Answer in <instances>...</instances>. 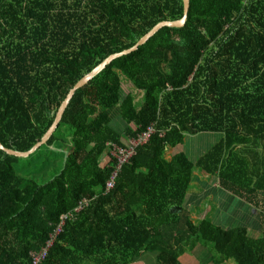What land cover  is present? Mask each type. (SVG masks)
Instances as JSON below:
<instances>
[{"label": "trees", "instance_id": "16d2710c", "mask_svg": "<svg viewBox=\"0 0 264 264\" xmlns=\"http://www.w3.org/2000/svg\"><path fill=\"white\" fill-rule=\"evenodd\" d=\"M182 16L183 0H0L1 145L29 151L82 77ZM122 79L142 94L138 104ZM149 129L108 188L117 165L108 147ZM198 134L220 138L193 161L165 158ZM60 144L70 151L42 183L0 151V264L40 254L37 264H146L149 252L156 264H198L181 257L200 244L214 264H264V0H189L183 27L160 29L77 90L28 157ZM196 168L255 211L251 225L222 228L209 209L191 220Z\"/></svg>", "mask_w": 264, "mask_h": 264}, {"label": "rangeland", "instance_id": "374dc122", "mask_svg": "<svg viewBox=\"0 0 264 264\" xmlns=\"http://www.w3.org/2000/svg\"><path fill=\"white\" fill-rule=\"evenodd\" d=\"M122 93L126 95L127 93H131L134 95L135 102L138 104L141 100V93L135 91L129 82L122 79ZM114 111V110H113ZM112 111V124L113 128L117 131L121 132L123 125L119 126V123H123L121 120L119 122L116 113ZM115 125V126H114ZM119 126V127H117ZM66 132L59 134V138H65ZM220 138L219 134H198L194 136L186 135L183 144L175 147L165 152V158L170 159L173 154L176 152H184L190 160H195L199 155H202L206 152L215 142H217ZM126 147L128 146V141H126ZM61 145V144H60ZM117 147V146H115ZM112 147H108L106 153L111 156ZM120 148V147H117ZM120 148V149H125ZM70 151L69 146L63 144L61 147L59 146H52L51 149L42 148L38 152L34 153L31 157L28 158H18V160L14 163V167L16 172L20 175H25L31 178H35L38 182L42 183L44 180H48L53 175L59 172L62 163L64 161V156ZM112 157V156H111ZM103 162V159L101 160ZM106 161V160H105ZM104 161V162H105ZM200 170L195 169L193 171V177L195 180L192 182L193 189L188 192V194H192L196 192L199 198L195 203H192L191 209L192 214L190 218L192 221L196 222L197 220L201 219L203 216L202 214L198 215L200 212H204L209 209V214L207 219L210 220L212 223L222 227L228 228L230 226H248L245 225L244 219L241 216L248 215L249 217V225H251V216H249L252 212H255L252 208L248 205L240 203L238 199L232 198V195L225 192L224 196L221 191H218L214 187V183H216L217 179L212 176H209L205 179L200 178ZM208 183V186L204 184ZM199 188V189H198ZM214 189V190H213ZM209 191H214L209 193ZM207 191V193H205ZM230 195V196H229ZM203 196V200L200 198ZM231 198L227 203H225L226 198ZM193 200H196L193 198ZM189 201V199H188ZM187 201V202H188ZM232 203V204H231ZM231 204V206H230ZM247 207V210H246ZM190 210V206L187 207ZM196 209V210H195ZM226 214L228 221L226 220L225 216L222 213ZM229 213V214H227ZM250 213V214H249ZM253 216V215H252ZM254 218V216H253ZM231 220V221H229ZM254 221V219H252ZM248 224V223H246ZM251 229V228H250ZM248 233L249 236L256 237L260 236L254 233V229H251ZM259 234H261L259 232ZM197 245L193 251L187 250L181 257V261L183 263L190 262L192 259L195 260L198 264H214L211 260V257L215 255V252L211 248L210 245H205L204 247ZM144 259L146 260V264H156L155 261V253L149 252L144 255ZM82 264H92L91 262H83ZM219 264H235L232 261H226Z\"/></svg>", "mask_w": 264, "mask_h": 264}, {"label": "water", "instance_id": "95a60500", "mask_svg": "<svg viewBox=\"0 0 264 264\" xmlns=\"http://www.w3.org/2000/svg\"><path fill=\"white\" fill-rule=\"evenodd\" d=\"M189 10V0H183V16L180 20L177 21H163L155 25L146 35H144L133 47L130 49L121 51L119 53L112 54L108 56L106 59H104L99 65H97L93 70H91L88 74H86L84 77H82L68 92L65 99L62 101L60 107L58 108V111L55 115L54 121L48 131L44 134V136L41 138V140L35 144L29 151L27 152H17L11 149H7L3 147L0 143V151H3L9 156L18 157V158H26L33 152H35L38 148H40L42 145L46 144V142L51 137L52 133L57 128L62 115L67 108L70 100L74 96L75 92L85 85H87L91 80H93L96 76H98L111 62L114 60L121 58L123 56H126L128 54H131L135 52L140 46L144 45L151 37H153L160 29L168 27V28H181L184 26L186 19H187V13Z\"/></svg>", "mask_w": 264, "mask_h": 264}, {"label": "built area", "instance_id": "2783aa9c", "mask_svg": "<svg viewBox=\"0 0 264 264\" xmlns=\"http://www.w3.org/2000/svg\"><path fill=\"white\" fill-rule=\"evenodd\" d=\"M152 132L153 130L149 129L146 133L139 135L137 139L129 140L128 146L125 149H120V148L113 146L112 151H111V156L117 160V165H116V171L113 173L112 180L107 184L108 188L112 187L113 178L116 176V173L135 154V148L139 145L145 144L147 140L149 139ZM43 257H44V254H40L36 256V258H34L33 260V264L39 263Z\"/></svg>", "mask_w": 264, "mask_h": 264}, {"label": "crops", "instance_id": "0c3cea01", "mask_svg": "<svg viewBox=\"0 0 264 264\" xmlns=\"http://www.w3.org/2000/svg\"><path fill=\"white\" fill-rule=\"evenodd\" d=\"M185 140V139H184ZM170 149H172V148H168L166 151H168V150H170ZM172 151H173V149H172ZM168 160H170V159H168ZM201 172V171H200ZM207 177H209V176H207V175H205L203 172H201L200 173V178L201 179H205V178H207ZM215 178V177H214ZM215 179H217V178H215ZM202 184H204V183H202ZM205 185V188H206V186H208V183H206V184H204ZM214 187H215V189L216 190H218V191H221L222 193H223V196H224V194H225V192L224 191H222L220 188H219V186H218V180L216 181V183H214ZM193 189V188H192ZM191 189V190H192ZM199 189V188H198ZM190 190V191H191ZM214 190V189H213ZM209 193H211V192H214V191H209V190H207ZM207 191L205 192V193H207ZM193 196H195V193H192V194H190V200H192V197ZM196 196H198V195H196ZM201 198V197H200ZM188 199H189V194H188ZM202 200H203V196H202ZM231 201V199L230 198H226V200H225V203H227L228 201ZM232 204V203H231ZM231 204H230V206H231ZM191 208V207H190ZM246 210H247V207H246ZM225 217H226V214L223 212L222 213ZM227 214H229V213H227ZM250 214V213H249ZM256 215V213L255 212H252L249 216H251V215ZM242 217V219H244V220H246L247 219V217H248V215H246L245 216V218H244V216H241ZM227 218V217H226ZM246 223H248V224H246L245 223V225H249V217H248V219L245 221ZM242 225V224H241ZM247 227V226H246ZM248 229V233H250L249 231L252 229H250V228H247ZM253 234H257V235H260L259 234V232L257 231V230H255L254 229V233ZM250 237H252V236H250ZM259 236H256V237H254V238H258Z\"/></svg>", "mask_w": 264, "mask_h": 264}, {"label": "bare ground", "instance_id": "6f19581e", "mask_svg": "<svg viewBox=\"0 0 264 264\" xmlns=\"http://www.w3.org/2000/svg\"><path fill=\"white\" fill-rule=\"evenodd\" d=\"M138 137H139V136H138ZM138 137H137V138H138ZM137 138H136V139H137Z\"/></svg>", "mask_w": 264, "mask_h": 264}]
</instances>
